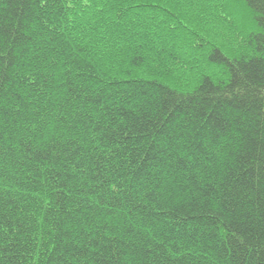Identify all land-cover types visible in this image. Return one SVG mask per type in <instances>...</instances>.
<instances>
[{
  "label": "trees",
  "instance_id": "trees-1",
  "mask_svg": "<svg viewBox=\"0 0 264 264\" xmlns=\"http://www.w3.org/2000/svg\"><path fill=\"white\" fill-rule=\"evenodd\" d=\"M0 264H264V0H0Z\"/></svg>",
  "mask_w": 264,
  "mask_h": 264
}]
</instances>
